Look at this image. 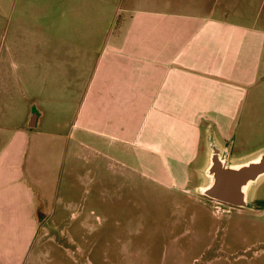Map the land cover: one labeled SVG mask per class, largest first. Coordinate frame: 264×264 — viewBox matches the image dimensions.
<instances>
[{
	"label": "crops",
	"instance_id": "crops-1",
	"mask_svg": "<svg viewBox=\"0 0 264 264\" xmlns=\"http://www.w3.org/2000/svg\"><path fill=\"white\" fill-rule=\"evenodd\" d=\"M3 33L0 264L37 235L52 182L38 155L62 129L128 146L172 188L186 177L171 163L204 140L232 166L264 155L239 149L264 142V0H0Z\"/></svg>",
	"mask_w": 264,
	"mask_h": 264
},
{
	"label": "rangeland",
	"instance_id": "rangeland-1",
	"mask_svg": "<svg viewBox=\"0 0 264 264\" xmlns=\"http://www.w3.org/2000/svg\"><path fill=\"white\" fill-rule=\"evenodd\" d=\"M5 39L1 34L0 60ZM60 132L65 137L42 141L39 166L51 191L20 264H264V179L251 189L248 207L208 197L214 176L207 141L195 162L171 163L186 177L184 187L172 188L148 174L128 146L73 127ZM263 146L247 142L240 156Z\"/></svg>",
	"mask_w": 264,
	"mask_h": 264
},
{
	"label": "water",
	"instance_id": "water-1",
	"mask_svg": "<svg viewBox=\"0 0 264 264\" xmlns=\"http://www.w3.org/2000/svg\"><path fill=\"white\" fill-rule=\"evenodd\" d=\"M37 114L31 118V127L36 126ZM212 149V165L208 168L213 173L214 184L207 188L206 195L234 207L250 206L241 192V186L249 179H255L264 173V155L257 161L241 166H228L216 146Z\"/></svg>",
	"mask_w": 264,
	"mask_h": 264
},
{
	"label": "bare ground",
	"instance_id": "bare-ground-1",
	"mask_svg": "<svg viewBox=\"0 0 264 264\" xmlns=\"http://www.w3.org/2000/svg\"><path fill=\"white\" fill-rule=\"evenodd\" d=\"M257 163H260L259 161H257ZM228 166H232L230 164L227 163ZM264 179V173L263 174H260L257 178L255 179H249L246 183H244L242 186H241V192L244 194V197L245 199L247 200L248 196H249V193L251 191L252 188H254L260 181H262ZM214 181L213 180V184H214ZM212 184V185H213ZM212 187V186H211ZM210 187V188H211Z\"/></svg>",
	"mask_w": 264,
	"mask_h": 264
}]
</instances>
